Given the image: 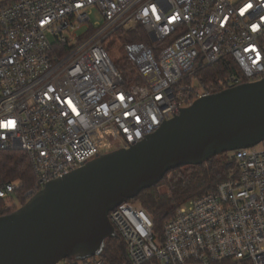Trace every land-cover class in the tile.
I'll return each instance as SVG.
<instances>
[{"label": "built area", "instance_id": "built-area-1", "mask_svg": "<svg viewBox=\"0 0 264 264\" xmlns=\"http://www.w3.org/2000/svg\"><path fill=\"white\" fill-rule=\"evenodd\" d=\"M92 7L102 24H91ZM131 34L146 41H127ZM122 40L132 75L110 54ZM229 57L242 78L230 75L228 88L264 79V0H0V150L29 156L35 183L24 198L139 144L221 92L197 75ZM9 121L15 126L3 127ZM112 131L121 146L103 152ZM257 146L230 152L236 178L179 208L161 235L142 207L114 208L109 221L126 264H264V147ZM21 186H0L8 208Z\"/></svg>", "mask_w": 264, "mask_h": 264}, {"label": "water", "instance_id": "water-1", "mask_svg": "<svg viewBox=\"0 0 264 264\" xmlns=\"http://www.w3.org/2000/svg\"><path fill=\"white\" fill-rule=\"evenodd\" d=\"M262 143L264 79L201 98L139 144L49 183L0 217V264H58L101 255L106 238L116 236L114 228L106 232L114 208L173 170Z\"/></svg>", "mask_w": 264, "mask_h": 264}, {"label": "trees", "instance_id": "trees-1", "mask_svg": "<svg viewBox=\"0 0 264 264\" xmlns=\"http://www.w3.org/2000/svg\"><path fill=\"white\" fill-rule=\"evenodd\" d=\"M126 40L141 42L146 41V38L131 34L126 37ZM115 65L124 75L133 74L132 68L125 62L115 63ZM232 74L242 78L238 65L229 57L202 70L197 77L202 84L214 83L222 91L228 88L225 82ZM229 154L230 152L219 154L203 164L184 166L173 170L167 173L158 184L144 189L136 198L128 202L145 209L152 217L157 232L161 235L164 225L174 217L179 208L193 199L214 191L223 182L236 178V165L229 159ZM169 175L171 176L169 177ZM15 182H23L19 191L12 197L21 207L27 203L24 194L33 188L35 183L31 161L23 151L0 150V186ZM161 187L167 188L170 193L160 194L159 189ZM4 204L5 200L0 198V217L17 210L3 211ZM99 258L110 264H126V248L117 232L116 236L109 239Z\"/></svg>", "mask_w": 264, "mask_h": 264}, {"label": "rangeland", "instance_id": "rangeland-1", "mask_svg": "<svg viewBox=\"0 0 264 264\" xmlns=\"http://www.w3.org/2000/svg\"><path fill=\"white\" fill-rule=\"evenodd\" d=\"M90 11H91V24H93V25L102 24L103 17L99 13L98 9L96 7H92V8H90ZM124 48H125V40L118 41L116 43V45L114 44L113 46H111V48H110V54H111V57H112V60H113L114 63L126 62V53H125ZM120 146H121V143L117 139L116 133L112 131L109 136H107L106 138H104L102 140V144L100 145V150L103 151V152H105V151H109V150L114 149V148H119ZM263 147H264L263 144H259L257 146L258 149H261ZM170 176L171 175H169V177ZM15 184H18V185L19 184H22L23 185V182H15ZM159 193L160 194H167V193H170V191L167 188H165V187H161L159 189ZM12 201L14 203H16L15 200L12 199ZM14 203L11 202L10 203L11 204L10 205L11 207L8 208L7 207V202H5V204L3 206V211H13V210H16V209L20 208V206L17 205V203L14 206ZM111 226H109V229L106 231L107 233H114V231L112 232V228L113 227H111ZM109 239L110 238H106V240H105V246H104L103 251L105 250V247H106V245L109 242ZM87 255H88V253H86V255H83V256H87ZM83 256H81V257H83ZM98 257H99V255H95L94 257H91V258H98Z\"/></svg>", "mask_w": 264, "mask_h": 264}, {"label": "snow or ice", "instance_id": "snow-or-ice-1", "mask_svg": "<svg viewBox=\"0 0 264 264\" xmlns=\"http://www.w3.org/2000/svg\"><path fill=\"white\" fill-rule=\"evenodd\" d=\"M247 8H251L252 7V5H247L246 6ZM246 10V9H245ZM245 10H242V13L241 14H243V12L245 11ZM158 19H159V17H157ZM121 98H123V97H121ZM68 103H69V105H71V100H69L68 101ZM73 111H75V108H73ZM9 126H12V127H14L15 126V122L14 121H9L7 124H4L3 125V127H5V128H7V127H9Z\"/></svg>", "mask_w": 264, "mask_h": 264}]
</instances>
